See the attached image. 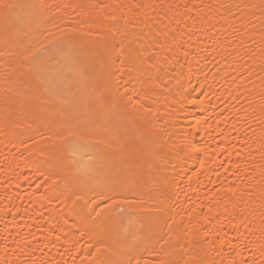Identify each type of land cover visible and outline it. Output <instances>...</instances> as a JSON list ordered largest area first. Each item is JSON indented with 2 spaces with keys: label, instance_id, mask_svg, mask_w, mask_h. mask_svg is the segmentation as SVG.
<instances>
[{
  "label": "bare ground",
  "instance_id": "1",
  "mask_svg": "<svg viewBox=\"0 0 264 264\" xmlns=\"http://www.w3.org/2000/svg\"><path fill=\"white\" fill-rule=\"evenodd\" d=\"M98 3L109 7L97 10ZM17 19L28 24L17 26ZM6 23L27 32L22 46H6ZM98 28L112 58L106 70L96 54ZM49 41L61 43L42 58L39 73L29 74V50ZM121 45L125 56L119 55ZM77 58L92 76V110L98 116L126 93L134 94L133 101L124 100L120 121L83 136L88 147L70 149L58 163L40 155L60 143L57 123L39 125L40 136L21 135L5 127V118L23 119L28 97L51 109L54 99L45 88L56 89ZM125 131L135 136L130 167L137 191L128 198L139 204L125 206L123 214L152 215L157 228L149 247L162 258L172 253L202 264H261L264 0H0V264L87 259L91 241L71 221L64 223L67 193L51 198L40 173L61 163L73 172L83 169L85 152L114 159L111 138ZM117 172L107 167L94 173L89 195L95 197ZM160 236L169 240L163 249V240L156 244ZM147 258L144 252L141 259Z\"/></svg>",
  "mask_w": 264,
  "mask_h": 264
},
{
  "label": "snow or ice",
  "instance_id": "2",
  "mask_svg": "<svg viewBox=\"0 0 264 264\" xmlns=\"http://www.w3.org/2000/svg\"><path fill=\"white\" fill-rule=\"evenodd\" d=\"M10 12L14 8L8 5ZM64 7H68L65 5ZM97 10L107 9L109 5L98 3L94 6ZM139 7V5H137ZM8 19H11L9 15ZM20 24H28L27 20H19ZM79 22L74 26V31L78 28ZM27 38V32L23 29L13 31V26L6 23L3 32V40L6 44H13L17 47L22 46ZM97 55L102 69H108L112 58L108 51L109 43L106 35L101 33L98 28L96 31ZM60 41H49L48 44H41L29 50L25 62L29 65V74L33 71L39 73L43 66V57H46L53 49L60 45ZM120 56H125L123 45L120 46ZM132 55L131 53L127 54ZM127 58V57H125ZM123 62V61H122ZM90 75L87 68L77 66L72 71L61 74V83L56 89L45 88L54 102L51 109L34 101L31 97L27 98L29 111L23 119H12L6 116L5 127L12 130H19L20 134L32 133L40 136L38 126L45 122H55L59 125L58 132L61 135L60 143L54 145L50 152H40L41 156H49L58 163L65 157L64 153L70 149L83 150L88 145L83 142V136L99 134L104 126H112L120 121L123 108L127 107L124 100L133 101V93H126L124 100L117 98L105 104L100 110L102 116H98L92 110L93 97L90 89ZM140 100H135V105H139ZM37 126V127H34ZM66 133V135H64ZM32 138V137H30ZM45 139L41 136V140ZM97 143H104L103 140ZM135 136L128 131L123 135L117 132L111 138L110 146L116 155L114 159L94 158L91 152H85L88 157V165L83 169L73 172L69 167H53L47 170V174L41 172L44 182L52 190V197L59 199L60 195L67 193L65 197L69 204L68 218L64 220L73 229H77L80 237H87L88 247L93 249L87 259L82 264H202L200 260H178L173 258L172 253H165L161 257L155 246L149 247L150 242L156 234L157 224L152 215L143 210L135 213L129 212L124 215L125 206L132 208L138 206V199H129V195L137 191L136 186L131 180L130 161L134 154ZM34 141L32 148H36ZM129 164L128 167L125 165ZM203 166V161H201ZM117 168L118 172L111 180H105L102 191L96 193L95 197L89 195L90 191H95L92 186L94 173L102 168ZM62 189V190H61ZM229 191H232L231 189ZM46 197V199H51ZM83 211H79L80 205ZM102 205V206H101ZM72 213H76L72 215ZM207 219V217H205ZM171 229L172 225H168ZM207 236V233H204ZM59 239V237H57ZM163 243L160 244V241ZM199 243V241H196ZM156 244H160L163 249L169 244V240L160 236L156 239ZM195 247V244L190 245ZM148 252L149 258L141 259L143 253ZM240 264V262H234ZM264 264V260L261 261Z\"/></svg>",
  "mask_w": 264,
  "mask_h": 264
}]
</instances>
